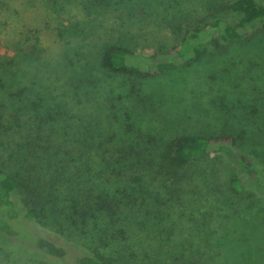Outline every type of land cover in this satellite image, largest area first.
Returning a JSON list of instances; mask_svg holds the SVG:
<instances>
[{"label":"trees","instance_id":"trees-1","mask_svg":"<svg viewBox=\"0 0 264 264\" xmlns=\"http://www.w3.org/2000/svg\"><path fill=\"white\" fill-rule=\"evenodd\" d=\"M29 1L35 0H24ZM85 1L73 3L81 6L80 16L64 19L59 36L80 38L90 55L78 44L76 61L69 54L63 57L64 74L37 64L34 33L26 34L31 42L15 57L0 58V238L17 239L18 221L42 227L37 221L44 220L100 243L111 264H125L129 251L115 244H127V224L147 226L165 207L174 226L170 251H178L185 226L194 230L193 208L181 198V189L196 179L197 161L211 151L234 161L239 176L229 187L242 195L251 177L264 190V172L257 164L261 154L257 149L242 152L237 137L229 134H183L154 145L124 105L144 103L150 81L200 63L210 47L253 37L258 23L264 33V4L233 0L220 10L233 20L214 15L187 30L171 49L142 56L136 45L165 41L160 27L152 26L167 23L175 30L181 14L170 5L174 0H162L156 9L152 3L157 0ZM6 6L0 0V11ZM105 94L113 96L107 104ZM38 246L60 261L68 254L48 238ZM101 259L88 252L78 263L107 264Z\"/></svg>","mask_w":264,"mask_h":264},{"label":"rangeland","instance_id":"rangeland-1","mask_svg":"<svg viewBox=\"0 0 264 264\" xmlns=\"http://www.w3.org/2000/svg\"><path fill=\"white\" fill-rule=\"evenodd\" d=\"M5 1L7 6L0 11V58L15 57L20 49L27 48L31 42L27 41V33H34L33 37L39 38L36 62L46 72L58 68L63 73L60 69L63 57L69 54L76 61L74 54L81 45L88 52L86 56L90 55L80 38L59 36L64 19L80 16L78 7L81 6L73 3L89 2ZM161 1H154L152 7L156 9ZM232 1L174 0L170 5L181 14L177 16L175 30L167 23L152 26L160 27L165 41L152 46L136 45V54L151 56L156 50H169L187 30L203 26L214 15L233 20L230 13L220 11L224 4ZM257 1L264 4V0ZM165 3L170 2L165 0ZM145 93L144 103L132 107L136 101H128L124 107L131 110V121L135 126L152 135V144L161 146L170 138L183 134H229L237 137L242 152L259 150L261 156L257 164L264 172V33L259 23L253 37L227 42L220 49L210 47L200 63L150 81ZM110 99L113 96H103L106 104ZM115 104L122 107L118 101ZM197 164L196 179L191 183L188 180L181 189V198L193 208L194 230L185 226L181 247L171 252L174 240L172 212L160 207L159 218L149 221L147 226L127 224V244H115L119 250L123 249L121 252L129 251V262L125 264H189L194 261L201 264H264V190L256 187L255 178L251 177L250 180L247 178L250 182L242 195L233 193L229 184L239 176L238 167L222 152L211 151ZM37 223L42 227L29 221H18L14 224L19 233L17 239L0 238V264H79V258L88 252L111 264L109 251L100 243L81 239L66 226L44 220ZM43 238L64 246L67 256L62 261L50 258L38 246Z\"/></svg>","mask_w":264,"mask_h":264}]
</instances>
